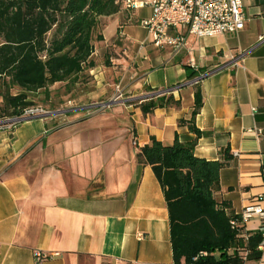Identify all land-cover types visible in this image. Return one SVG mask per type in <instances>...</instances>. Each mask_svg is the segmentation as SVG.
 Here are the masks:
<instances>
[{
    "label": "crops",
    "instance_id": "0c3cea01",
    "mask_svg": "<svg viewBox=\"0 0 264 264\" xmlns=\"http://www.w3.org/2000/svg\"><path fill=\"white\" fill-rule=\"evenodd\" d=\"M242 4L236 34L170 30L185 37L178 52L153 47L143 27L141 40L127 31L134 10L123 9L105 19L87 80L54 86L63 102L47 111L58 115L0 129V264H33L35 251L56 254L43 264H174L162 188L136 159L151 138L195 142L196 158L225 162L214 198L235 215L264 209V0ZM189 73L203 78L191 84ZM197 88L199 137L179 126ZM159 97L173 104L143 114ZM241 225L244 236L261 232L257 217ZM260 251L244 264H264V242Z\"/></svg>",
    "mask_w": 264,
    "mask_h": 264
},
{
    "label": "trees",
    "instance_id": "16d2710c",
    "mask_svg": "<svg viewBox=\"0 0 264 264\" xmlns=\"http://www.w3.org/2000/svg\"><path fill=\"white\" fill-rule=\"evenodd\" d=\"M122 1L0 0V119L20 117L33 107L31 96L40 91L48 99L55 85L69 90L86 81V71L94 67V45L103 40L101 22L120 12ZM14 89L17 93L11 94ZM171 100L150 99L140 108L148 114L173 104ZM201 106L197 88L190 120L179 122V126L187 123L197 137L202 133L194 119ZM194 148L195 142L183 144L175 138L171 146H164L151 138L136 155L139 163L151 167L162 188L174 264L259 260L264 234L247 236L245 241L238 215L228 203L214 198L226 163L196 158Z\"/></svg>",
    "mask_w": 264,
    "mask_h": 264
},
{
    "label": "built area",
    "instance_id": "2783aa9c",
    "mask_svg": "<svg viewBox=\"0 0 264 264\" xmlns=\"http://www.w3.org/2000/svg\"><path fill=\"white\" fill-rule=\"evenodd\" d=\"M123 9L132 11L143 7L151 9L148 19L140 22V25L147 30L151 37V44L155 48L165 46L172 47L178 52L185 46V37L182 35L172 36L169 31L177 28L187 29V33L197 38L215 37L226 34H236L243 29L244 12L242 0H123ZM260 42H264V34ZM195 70L196 67L193 66ZM199 78L193 79L191 84H197ZM117 97L120 100L122 95L116 89ZM255 111V110H254ZM49 112L42 108H29L20 117H15L0 125V129L11 128L19 123V119L34 116H46ZM257 134H262L257 130ZM262 201V196L258 197ZM241 224L253 217L260 221V233L264 234V209L259 205L251 206L238 215ZM235 227V222H231ZM247 236L244 240L246 241ZM262 244V243H261ZM261 244L258 249H261ZM56 254L42 251H35L33 264H43Z\"/></svg>",
    "mask_w": 264,
    "mask_h": 264
},
{
    "label": "rangeland",
    "instance_id": "374dc122",
    "mask_svg": "<svg viewBox=\"0 0 264 264\" xmlns=\"http://www.w3.org/2000/svg\"><path fill=\"white\" fill-rule=\"evenodd\" d=\"M121 11H123V6L121 7ZM129 12V11H128ZM149 14L148 7H145V9L133 11V20L132 23L128 26L127 31H133V33L141 40L146 37V31L142 28V26L139 24L140 20L146 19ZM107 19V18H106ZM127 20V19H126ZM106 23V20L103 19L101 22V28L100 32L103 29L104 24ZM0 89H2V83L0 82ZM11 94L17 93V90H11ZM64 91L61 89L55 90L54 86L51 88L50 96L48 99L45 98L44 92L40 91L34 95L31 96V100L33 102V108H42L44 110H52L55 108V105H59V103L63 102V100H60L61 94ZM64 96V94H62ZM1 105V104H0ZM8 119H12L10 117H3L0 119V121H5Z\"/></svg>",
    "mask_w": 264,
    "mask_h": 264
},
{
    "label": "water",
    "instance_id": "95a60500",
    "mask_svg": "<svg viewBox=\"0 0 264 264\" xmlns=\"http://www.w3.org/2000/svg\"><path fill=\"white\" fill-rule=\"evenodd\" d=\"M203 77H200L199 80H201ZM59 112H51L48 113L46 116H34V117H30V118H23V119H19V122L21 121H26V120H31V119H37V118H44V117H50V116H54V115H58ZM7 121H0V125L6 123Z\"/></svg>",
    "mask_w": 264,
    "mask_h": 264
}]
</instances>
